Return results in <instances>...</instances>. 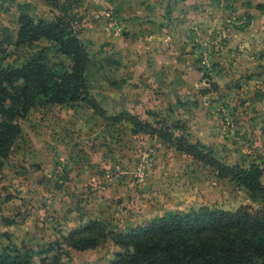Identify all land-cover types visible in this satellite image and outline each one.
<instances>
[{"label": "rangeland", "instance_id": "rangeland-1", "mask_svg": "<svg viewBox=\"0 0 264 264\" xmlns=\"http://www.w3.org/2000/svg\"><path fill=\"white\" fill-rule=\"evenodd\" d=\"M79 2L59 0V5L75 17V28L92 58L86 74L89 92L108 88L102 81L108 77L107 53L113 46L101 42L105 35L101 26L118 32L126 43L120 57L128 61L146 57L151 70L141 83V94L124 95L123 81L114 87L119 98L113 109L105 102L114 100L106 95L100 98L112 120L98 116L84 102L63 105H77L81 124L74 129L75 140L70 145L75 153L67 157L62 155V142L70 134L62 119V105H44L36 99L26 116L18 119L22 131L0 175V251L30 248L33 264L54 256L63 264H109L120 251L111 240L115 233L128 232L166 212L204 205L230 211L243 204L257 206L243 187L228 178L218 179L211 167L156 135L132 132V125L119 114L133 104L138 108L131 114L155 127L162 122L182 124V130L174 134L200 141L224 163L260 164L264 184V0H168L164 8L174 18H169L172 27L164 40L158 38L160 28L154 21L149 33L142 34L140 29L126 33L117 30L122 18L112 6L95 3L88 11L87 5ZM137 4H150V0H136L133 10ZM20 13L54 21L60 11L48 0H0V40L6 33L15 39ZM110 17L115 18V24L110 23ZM96 37H101L100 41ZM162 41L169 47L165 51L169 62H178L168 70L155 68L156 55L163 53ZM7 63L18 66L21 61L14 55L6 58L4 65ZM103 123L106 129L99 132L108 134L109 139L97 136L96 129ZM107 123L116 125L108 129ZM12 175L23 177L18 179L20 184L29 182L28 192L36 178L41 190L37 189L38 199L20 196L19 182ZM25 175L35 176L29 179ZM105 188L109 195L101 194ZM62 190L75 198L66 208H62ZM99 190L103 191L99 194ZM46 205L44 212L41 208ZM91 219L99 220L106 231L100 244L80 252L68 251L64 235ZM27 220L29 226L24 228L21 224Z\"/></svg>", "mask_w": 264, "mask_h": 264}, {"label": "trees", "instance_id": "trees-1", "mask_svg": "<svg viewBox=\"0 0 264 264\" xmlns=\"http://www.w3.org/2000/svg\"><path fill=\"white\" fill-rule=\"evenodd\" d=\"M48 1L60 11L54 21L20 13L15 39L6 33L0 40V175L22 131L18 119L35 106L36 99L44 105L81 101L98 116L112 120L88 90L86 74L92 58L75 28V17L59 5V0ZM14 55L20 65H4L6 58ZM119 118L132 125V132L156 135L177 151L211 167L218 179L228 178L243 187L257 206L243 204L230 211L204 205L190 211L166 212L128 232L115 233L111 240L120 251L109 264H264L260 164L250 162L245 167L224 163L200 141L174 134L183 128L179 123L172 126L162 122L155 127L129 112L120 113ZM104 233L102 223L91 219L70 230L63 242L68 251L80 252L98 246ZM32 258L33 251L27 247L0 251V264H33ZM40 264L63 263L54 256L50 261L43 257Z\"/></svg>", "mask_w": 264, "mask_h": 264}, {"label": "crops", "instance_id": "crops-1", "mask_svg": "<svg viewBox=\"0 0 264 264\" xmlns=\"http://www.w3.org/2000/svg\"><path fill=\"white\" fill-rule=\"evenodd\" d=\"M79 4H86L88 7V11H90L92 8V5L95 3H101L103 7H107V6H112L113 9L115 11L118 12L119 16L122 18L121 23L118 25L116 24L117 30L120 28L122 29L124 32H132L133 30H137L140 31V33L143 34L144 33H149L150 30V22H156V26L158 28H160V31L158 33V38L159 39H165L166 33L170 31L171 27H172V23L169 22V18L170 16L172 18L173 14L168 13V11L164 8L165 3L168 0H160V1H151L150 0V4H145V5H141V4H137V6L139 5L140 9L137 10V6L136 8L131 7L132 3L135 2L136 0H79ZM114 1V3H113ZM154 2V3H153ZM170 2L175 3V0H170ZM187 2V1H186ZM162 3V4H161ZM182 4H184L185 2H180ZM154 6H153V5ZM133 10V11H132ZM158 12V13H157ZM154 14V16H151V14ZM86 14V13H85ZM78 16H80L78 14ZM177 16V15H176ZM172 21V19H171ZM147 28V29H146ZM140 29V30H139ZM101 31H103L102 33H104V37H96L95 40L98 42V40L101 42H105L107 47L111 48L113 46V48L108 51V61H106V65L108 68V74H107V80L102 81L103 83L106 82L108 85V88H104L105 92L102 91H95L92 90L90 92V94L96 99V101L98 102V104L105 109L107 108H112L113 109V103H115L117 101L118 97V93L117 91L114 89V87L116 86V84L118 82H126L124 84V95H128V96H133V95H137V94H141L143 89L141 88V83L144 81L143 79H145V74H147L148 70H151V68L149 67L148 61H146V57L145 59L143 58H138L136 60H129L120 57L121 54V50L125 48L126 43L123 41V39H121V35H118V32L113 33V31L109 30L108 28H103V26H101ZM143 31V32H142ZM88 34V33H87ZM101 36V35H100ZM103 40V41H102ZM126 41V40H125ZM140 41V40H139ZM127 42H136L135 39L133 41H131L130 39H127ZM124 43V44H123ZM85 44V43H84ZM162 48H164L162 50V52L159 55H156V57H158L159 59H157V63L155 66L156 70H168L167 67L170 66L171 64H175L177 65L178 62H175L173 60H171V62H169L168 60V55L165 52L167 49H169V47L167 45L164 44V41H162ZM121 49V50H120ZM89 51V50H88ZM159 51V50H158ZM161 51V50H160ZM90 54V53H89ZM114 60V61H113ZM110 62H114L113 66H109L111 65ZM116 62V63H115ZM120 71L122 73H120ZM151 79H153V76H150ZM110 80V81H109ZM108 81V82H107ZM154 81V80H153ZM155 82V81H154ZM87 83V81H86ZM115 90V91H114ZM106 95L108 96V98H110L112 101V103L110 104V100L109 102L106 101L105 102V106L107 103V108L104 106V104L101 105V102L104 103V101H101L103 96ZM121 96V94H120ZM101 98V100H100ZM81 102V101H80ZM74 104H77L76 102H73ZM58 105V104H55ZM65 104H62V119H65L64 125H66V129H68L69 131H67L70 134V138H66L64 139V141L62 142V155L64 157H67L70 152H73V154L75 153L73 147H70L72 140H75V132L74 129H78L79 126H81L80 122L77 121V119H79V110L77 109V105L75 106H63ZM130 107H125L124 108V112H129L132 113L133 109L138 108L137 106L132 105H128ZM66 107V108H65ZM121 108V107H119ZM117 109V110H121V109ZM32 109V108H31ZM89 110H91L89 108ZM108 110V109H107ZM123 112V111H122ZM107 113V112H106ZM137 114V113H136ZM95 115V114H94ZM95 118L97 119L98 117L95 115ZM141 118V117H140ZM143 118V117H142ZM107 127L108 129L111 127L113 128L116 124L115 123H107ZM131 125V124H130ZM104 127V128H103ZM103 130L106 129L105 123L99 124L97 130V136H100L99 139H103V136L106 137L107 139H109L108 134L106 133H100L99 130ZM13 176V175H12ZM26 178L28 177L27 175H25ZM32 177H28L29 179H32ZM38 176V175H36ZM15 181L19 182L18 183V187H17V191H21L20 192V196H24V197H30L32 198L33 201H36L38 198L36 197V195L38 194L37 189L39 190V186L37 179L34 178L31 183H32V192H28L27 189L31 190L28 186V181L23 182L22 184H20V182L22 181H18V179H22L21 177L17 178V176H13ZM263 177V176H262ZM8 181L11 179L10 174L7 177ZM35 180V181H34ZM34 183V184H33ZM33 190L35 191V193H33ZM41 191V190H39ZM101 191L103 190H99V194L101 193ZM109 189L105 188L103 193L101 194H106L109 195ZM41 193V192H40ZM66 192L64 190H62V208H66L69 203H71V201H74L75 198H69L66 194ZM64 196V197H63ZM40 203L43 205L45 204L43 202V199H40ZM67 202V203H66ZM42 211L45 212V210L48 209V206H44V208H41ZM29 220L25 221L24 223L21 224V226H23L24 228L26 226H29ZM73 228V227H72ZM71 228V229H72ZM66 236V234L64 235ZM115 246L113 245V248ZM71 251V250H70ZM116 251V250H115ZM114 251V252H115ZM118 252V251H116Z\"/></svg>", "mask_w": 264, "mask_h": 264}, {"label": "built area", "instance_id": "built-area-1", "mask_svg": "<svg viewBox=\"0 0 264 264\" xmlns=\"http://www.w3.org/2000/svg\"><path fill=\"white\" fill-rule=\"evenodd\" d=\"M109 19L111 20V21H110V23H111V24H115V23H116V21H115V18H114V17H110Z\"/></svg>", "mask_w": 264, "mask_h": 264}]
</instances>
